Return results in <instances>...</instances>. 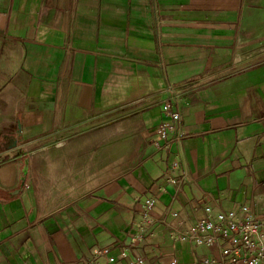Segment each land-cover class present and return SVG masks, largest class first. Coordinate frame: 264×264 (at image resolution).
<instances>
[{
    "label": "crops",
    "instance_id": "obj_1",
    "mask_svg": "<svg viewBox=\"0 0 264 264\" xmlns=\"http://www.w3.org/2000/svg\"><path fill=\"white\" fill-rule=\"evenodd\" d=\"M168 87L188 134L166 144ZM211 199L264 210V0H0V264H204L167 210L187 228Z\"/></svg>",
    "mask_w": 264,
    "mask_h": 264
},
{
    "label": "built area",
    "instance_id": "obj_2",
    "mask_svg": "<svg viewBox=\"0 0 264 264\" xmlns=\"http://www.w3.org/2000/svg\"><path fill=\"white\" fill-rule=\"evenodd\" d=\"M167 92L169 100L164 104L163 111L168 120L157 128V133L166 144L171 140L182 141L188 134L182 121V102L174 88L168 87ZM157 146L162 148L163 144L157 143ZM181 181L172 179L175 184ZM155 205V198L146 200L134 242L151 233L156 222L150 212ZM167 212L177 221V225L171 226L173 236L218 250L217 256L203 258L204 264H264V210L256 211L253 205L248 204H242L239 210H224L211 199L205 204V216L187 228H183L178 211L169 208ZM102 258H105L106 264H117V257L111 253L110 247L95 248L90 257L82 258L81 264H105ZM128 264H146V260L144 256H137Z\"/></svg>",
    "mask_w": 264,
    "mask_h": 264
},
{
    "label": "water",
    "instance_id": "obj_3",
    "mask_svg": "<svg viewBox=\"0 0 264 264\" xmlns=\"http://www.w3.org/2000/svg\"><path fill=\"white\" fill-rule=\"evenodd\" d=\"M19 131H21V125H19ZM22 141V135L18 136H4V150H12L18 147L19 142ZM29 171V159L26 158L25 165L22 169L23 175H22V186H25L27 175Z\"/></svg>",
    "mask_w": 264,
    "mask_h": 264
},
{
    "label": "rangeland",
    "instance_id": "obj_4",
    "mask_svg": "<svg viewBox=\"0 0 264 264\" xmlns=\"http://www.w3.org/2000/svg\"><path fill=\"white\" fill-rule=\"evenodd\" d=\"M46 146H47L46 142H36V143H34L33 147L30 148L29 154H33L32 152H34V155L36 153L37 154L40 153L41 156H43L45 158V156H46V153H45Z\"/></svg>",
    "mask_w": 264,
    "mask_h": 264
}]
</instances>
